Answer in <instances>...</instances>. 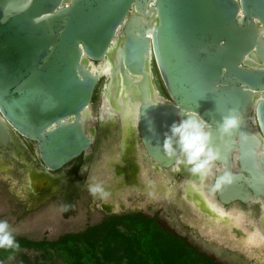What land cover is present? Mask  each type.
I'll use <instances>...</instances> for the list:
<instances>
[{"label":"water","instance_id":"95a60500","mask_svg":"<svg viewBox=\"0 0 264 264\" xmlns=\"http://www.w3.org/2000/svg\"><path fill=\"white\" fill-rule=\"evenodd\" d=\"M106 60L111 74L94 75L89 63ZM153 61L170 101L154 87ZM101 78L110 105L122 88L138 107L127 138L139 135L161 168L175 167L162 145L177 115L206 122L223 167L215 184L232 178L217 190L221 204H260L264 228V0H0V147L18 137L36 143L46 172L35 193L89 155L96 120L88 127L84 117H93ZM232 109L240 127L221 137L216 128ZM112 120L123 128L119 115Z\"/></svg>","mask_w":264,"mask_h":264},{"label":"flooded vegetation","instance_id":"af4514ba","mask_svg":"<svg viewBox=\"0 0 264 264\" xmlns=\"http://www.w3.org/2000/svg\"><path fill=\"white\" fill-rule=\"evenodd\" d=\"M157 75L163 88L162 92L167 97L162 99L170 101L168 91L158 70ZM97 90L98 86L92 99V107ZM103 95L104 88L96 115L92 108L93 117L96 119L95 123L92 122L95 129V141L89 155H82L59 171L49 174L52 183L51 189L42 193H35L31 184L36 187L43 184L46 172L44 166L42 165L40 169L36 170L24 162L26 176L27 179L29 178V191L26 192L25 188L23 190L25 195H34L41 201L46 194L54 192L53 195H55L58 193L64 198V205L72 207L80 198V193L86 191L93 199L99 201H96L94 205L104 215L102 223L114 217L136 214L150 218L158 217L160 221L158 214L150 215L145 213V210L154 201L162 200L164 203L169 202L179 211V220L184 228L191 231L198 230V234L206 236L216 237L218 235L229 239L233 246L243 248L247 256L250 254V249L264 253V250L260 248L247 246L242 239L246 234H249L264 240L263 211L260 204L237 201L222 205L217 190H213L212 194L209 191V180L213 183V189L215 186L214 169L213 173L203 177L201 182H195L181 177L175 168L157 166L145 152L139 135L134 134L127 138L130 128H133L132 121L126 119L122 123L126 132V138H124L123 128L120 129V125H112L113 120L107 118L114 113L108 114L104 110L105 118H101ZM18 138L12 149L5 150L0 147L6 157L10 152L13 155V151L19 155L18 145L27 148L32 143L25 139H22L21 142ZM69 167L70 169L61 175ZM71 177L72 179L68 181ZM138 200L142 203L136 204ZM173 203L176 205L174 206ZM251 205L259 206L260 214L257 218H252V213L246 212L241 207ZM184 239L187 241L186 238ZM187 243L189 244L188 241ZM255 264H260V261L257 260Z\"/></svg>","mask_w":264,"mask_h":264},{"label":"rangeland","instance_id":"374dc122","mask_svg":"<svg viewBox=\"0 0 264 264\" xmlns=\"http://www.w3.org/2000/svg\"><path fill=\"white\" fill-rule=\"evenodd\" d=\"M152 72L156 91L161 94L159 95L161 98L166 97L162 92L163 88L154 61L152 62ZM106 83V79L101 78L98 84L92 107L95 115L100 106L101 93ZM18 139L22 142L23 138ZM124 149L126 150V147ZM18 150V157H14L11 152L6 157L5 153L0 150V221L8 223L14 237L33 241H55L64 235L82 232L102 223L104 215L94 205L98 200L93 199L86 191L80 193V198L72 207L64 205V198L58 193L55 195H53L54 192L46 194L41 201L34 195H25L23 190L25 188L26 192L29 191V178L27 179L26 176L24 162L36 170L40 169L42 164L36 143L32 142L27 148L18 145ZM69 169L70 167L61 175H64ZM209 181V191L212 194L213 183L211 180ZM141 203L140 200L136 201V204ZM173 205L176 204L173 203ZM241 207L246 212H251L252 218H257L260 214L258 205ZM145 213L158 214L162 226L186 238L190 245L201 253L213 257L218 264H255L257 260L260 261V264H264V253L250 249V254L247 256L243 248L233 246L229 239L218 235L216 237L201 233L199 235L198 230L191 231L184 228L179 220V211L169 202L154 201L145 210ZM242 239L247 246L264 250V240L261 237H252L246 234ZM0 264H71V259L61 251L44 253L28 249L19 251L0 249Z\"/></svg>","mask_w":264,"mask_h":264},{"label":"trees","instance_id":"16d2710c","mask_svg":"<svg viewBox=\"0 0 264 264\" xmlns=\"http://www.w3.org/2000/svg\"><path fill=\"white\" fill-rule=\"evenodd\" d=\"M14 240L18 246L0 249L61 251L71 264H218L162 226L158 217L141 214L114 217L55 241Z\"/></svg>","mask_w":264,"mask_h":264},{"label":"clouds","instance_id":"9594fccd","mask_svg":"<svg viewBox=\"0 0 264 264\" xmlns=\"http://www.w3.org/2000/svg\"><path fill=\"white\" fill-rule=\"evenodd\" d=\"M92 72L94 75H108L110 66L93 68ZM240 124L239 113L232 109L221 117L216 131L221 137L231 136ZM211 136L209 125L198 116L194 119L191 116L177 115L176 120L167 126L162 147L166 156L174 159L177 169L184 166L191 174L203 178L211 173L215 162L219 159V152L213 147ZM231 183V175L225 173L217 180L213 190H219L222 186ZM13 245L18 246L8 223L0 221V247Z\"/></svg>","mask_w":264,"mask_h":264},{"label":"bare ground","instance_id":"6f19581e","mask_svg":"<svg viewBox=\"0 0 264 264\" xmlns=\"http://www.w3.org/2000/svg\"><path fill=\"white\" fill-rule=\"evenodd\" d=\"M116 45L117 44L115 43L114 47L112 48V51L115 50ZM89 64H90L91 70L93 68H99V67H103V66H110V72H109L108 75H105V76H109L111 74L112 65H111L109 60H106L100 66L92 64V63H89ZM99 76L102 77L103 75H99ZM103 98H104V101H103V106L101 108L102 119L105 118L104 110H106V112L108 114L114 113L113 115H110L107 118L114 119L115 116L119 115V117H121L122 121H126V119L132 121L133 122V128H135L137 126V109H138V107L135 106V105H132L129 102L128 94H126L122 88L118 92V97H117V100L114 103V106L109 104L108 95H107V93L105 91H104V97ZM156 99L159 100L160 99L159 96H157ZM90 115L86 114L85 117H84L88 127L90 126V124L94 120V117H92ZM213 167L214 168H212L211 174L213 173V169H214L215 172L213 173V178H215L216 174L219 171H221L223 167L219 166V165H216V164H214ZM174 168H175L176 171L178 170L176 167H174ZM34 187L36 189H39L40 186L39 187L34 186ZM32 189H33V186H32Z\"/></svg>","mask_w":264,"mask_h":264}]
</instances>
